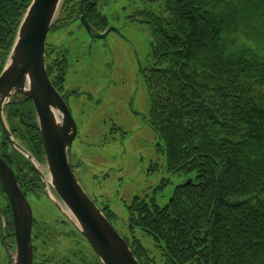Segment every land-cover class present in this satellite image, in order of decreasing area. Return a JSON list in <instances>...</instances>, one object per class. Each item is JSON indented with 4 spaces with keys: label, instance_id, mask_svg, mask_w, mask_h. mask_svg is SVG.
Wrapping results in <instances>:
<instances>
[{
    "label": "trees",
    "instance_id": "1",
    "mask_svg": "<svg viewBox=\"0 0 264 264\" xmlns=\"http://www.w3.org/2000/svg\"><path fill=\"white\" fill-rule=\"evenodd\" d=\"M31 2L0 0V73ZM112 2L84 0L95 30L111 24ZM80 13L81 0H65L50 33L80 20ZM113 18L120 20L118 13ZM124 18L150 31L152 58L141 74L148 121L164 142L168 170L187 179L165 206L141 196L127 204L128 227L151 235L156 255L135 235L124 238L141 264H264V0H132ZM67 50L47 45L56 87L67 79ZM5 112L14 137L45 163L33 102L10 104ZM0 132V153L24 193L46 194L30 161ZM0 189L6 199L0 210L15 244L11 206L1 183ZM102 210L111 221L116 217L109 205ZM34 229L35 264H74L67 255L44 252L55 237L48 224L34 218Z\"/></svg>",
    "mask_w": 264,
    "mask_h": 264
},
{
    "label": "rangeland",
    "instance_id": "2",
    "mask_svg": "<svg viewBox=\"0 0 264 264\" xmlns=\"http://www.w3.org/2000/svg\"><path fill=\"white\" fill-rule=\"evenodd\" d=\"M138 1L133 0L135 4ZM126 7L128 10L124 12ZM107 11L111 13V26L125 25L123 34L112 31L106 38L93 41L78 20L48 35L47 45L68 49L70 67L63 91L79 92L68 98L78 124L69 156L88 194L101 208L109 205L115 212L112 222L122 236L135 235L156 255L158 249L153 237L140 228L132 231L128 227L127 204L134 196H141L165 206L176 187L187 179L168 170L163 140L143 117L132 111L149 116L150 98L143 76H139L138 57L143 66L152 58L150 31L124 18L132 11V0H113ZM117 13L119 21L113 18ZM41 167L47 173L46 163ZM27 198L34 217L48 224L55 235L44 252L48 249L49 255H67L74 264H84L81 257L74 256L83 254L87 257L85 264H94L95 252L91 245L75 236L79 235L74 224L47 192L39 197L29 194ZM0 202L5 206L1 189ZM2 216L0 210L3 222L5 216ZM2 234L0 228V264H8L13 246L5 247Z\"/></svg>",
    "mask_w": 264,
    "mask_h": 264
},
{
    "label": "water",
    "instance_id": "3",
    "mask_svg": "<svg viewBox=\"0 0 264 264\" xmlns=\"http://www.w3.org/2000/svg\"><path fill=\"white\" fill-rule=\"evenodd\" d=\"M65 0H32L17 31L14 45L0 73V126L11 146L23 154L42 180L56 206L86 238L101 264H141L130 245L88 194L77 177L69 156L78 124L67 102L54 86L47 69V39ZM80 21L93 39L116 30L110 26L96 33L81 0ZM32 101L45 147L47 173L34 154L13 135L5 108ZM0 183L12 210L15 244L12 264H34L33 207L14 168L0 153ZM4 218V216H2ZM3 241L7 238L3 219Z\"/></svg>",
    "mask_w": 264,
    "mask_h": 264
},
{
    "label": "flooded vegetation",
    "instance_id": "4",
    "mask_svg": "<svg viewBox=\"0 0 264 264\" xmlns=\"http://www.w3.org/2000/svg\"><path fill=\"white\" fill-rule=\"evenodd\" d=\"M127 20V19H126ZM111 25H109L105 30H95L94 29V27H93V30L96 32V33H104L109 27H110ZM114 27L116 28V30H113V31H115V32H118V33H121V34H123L122 32H123V29L125 28V25L123 24V25H121V26H115L114 25ZM112 32V31H111ZM89 35V34H88ZM108 36V35H107ZM89 38L91 39V40H93V41H95V40H98V39H93V38H91L90 36H89ZM102 39V38H101ZM138 62H139V76L142 74V71H143V68H144V66L142 65V62H141V60H140V58L138 57ZM67 80V79H66ZM65 83H66V81L63 83V85L61 84V86L60 87H56L55 85V87L57 88V90L60 92V94L63 96V98L65 99V101L67 102V104H68V106H69V103H68V98H69V96H71L72 94H79V92L78 91H76V90H71V91H69V92H65V91H63L64 90V86H65ZM69 108H70V106H69ZM71 110V109H70ZM135 114H137V115H139V116H141V117H143L144 118V120L150 125V123H149V121H148V117H146V116H143L140 112H137V111H134V109L132 110ZM72 112V111H71ZM73 114V113H72ZM151 126V125H150ZM152 127V126H151ZM126 132H124V134H125ZM74 170V169H73ZM27 196V195H26ZM7 225V224H6ZM6 229H7V226H6ZM33 231H34V224H33ZM3 234H4V229H3ZM3 237V236H2ZM5 240H7L6 242H5ZM8 242V243H7ZM3 243H4V245H5V247H8L9 248V245L11 246H13V244H11V242H9V237H8V234H7V238L6 239H4V241H3ZM35 262H36V256L34 255V264H35ZM8 264H12V259H11V257H10V261H9V263Z\"/></svg>",
    "mask_w": 264,
    "mask_h": 264
},
{
    "label": "bare ground",
    "instance_id": "5",
    "mask_svg": "<svg viewBox=\"0 0 264 264\" xmlns=\"http://www.w3.org/2000/svg\"><path fill=\"white\" fill-rule=\"evenodd\" d=\"M31 4V3H30ZM28 9V8H27ZM27 11V10H26ZM26 13V12H25ZM25 15V14H24ZM24 17V16H23ZM23 19V18H22ZM17 36V35H16ZM90 36V35H89ZM15 39H16V37H15ZM14 42H15V40H14ZM13 45H14V43H13ZM13 45H12V47H13ZM12 49V48H11ZM46 59H47V57H46ZM1 127V126H0ZM1 130H2V128H1ZM2 133H3V131H2ZM4 134V133H3ZM5 136V135H4ZM9 142V141H8ZM11 145V144H10ZM12 147V146H11ZM3 156V155H2ZM4 157V156H3ZM86 239V238H85Z\"/></svg>",
    "mask_w": 264,
    "mask_h": 264
}]
</instances>
